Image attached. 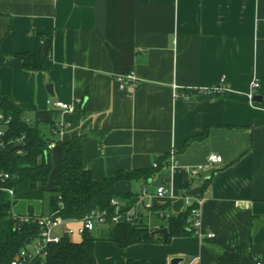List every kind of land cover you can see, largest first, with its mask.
Here are the masks:
<instances>
[{"label": "crops", "instance_id": "1", "mask_svg": "<svg viewBox=\"0 0 264 264\" xmlns=\"http://www.w3.org/2000/svg\"><path fill=\"white\" fill-rule=\"evenodd\" d=\"M39 36L51 40L50 72L26 71L17 57L34 52ZM131 72L140 80L134 90L119 82ZM0 87L56 144L49 190L60 170L58 143L75 137L83 138V165L96 182L175 155L177 166L148 184L115 186L121 195L152 194L138 215L155 232L210 179L195 196L203 200L199 236L120 249L107 240V226L97 227V264H219L218 251L264 264V0H0ZM52 124L64 128L54 134ZM213 153L223 163L207 167ZM166 182L170 193L158 197ZM26 203L13 213L32 205L37 216L49 215ZM81 227L80 220L66 225L82 240Z\"/></svg>", "mask_w": 264, "mask_h": 264}, {"label": "trees", "instance_id": "2", "mask_svg": "<svg viewBox=\"0 0 264 264\" xmlns=\"http://www.w3.org/2000/svg\"><path fill=\"white\" fill-rule=\"evenodd\" d=\"M45 36H39L34 52L17 55L23 62L24 70L30 72H50L53 69L51 47L48 55L42 52ZM0 111L12 117V122L6 131L7 142H12L0 152V172L7 173L10 179L0 182V264H11L27 243L37 238L40 229L35 223L22 225L13 216V207L20 201L40 203L42 212L54 214L66 221L81 220L93 211H106L109 216L115 214L112 201L127 199L128 203L121 206L122 212L131 210L138 202L140 194H118L115 186L122 181L143 182L148 184L166 165L170 154H163L154 160L146 169L132 172L120 171L102 182H96L92 173L83 165V138L75 137L67 143H58L61 149L60 170L56 178V190H49V180L53 171L51 151L48 149L54 143L42 131L39 122H31L11 96L0 87ZM52 133L58 128L51 126ZM205 137V135L203 136ZM22 140V143H18ZM189 142L186 144L188 145ZM22 144V147L18 145ZM21 152V153H19ZM210 179L203 181L202 192L209 186ZM5 189L14 191V202L11 201ZM196 205L188 207L178 216H168L165 227L169 237L165 241L145 223L143 216L138 215L133 222L125 219L119 223L109 221L107 240L120 249L137 244H151L163 241L168 244L173 238H183L195 235V229L190 225L192 211ZM168 205L162 208L165 212ZM29 216H35L34 207L29 205ZM99 239L86 232L82 240L75 243L70 236H65L60 243L49 247L45 264H97L95 244ZM219 264H241L239 258L227 251L216 253ZM127 264H151L143 260H130Z\"/></svg>", "mask_w": 264, "mask_h": 264}, {"label": "built area", "instance_id": "3", "mask_svg": "<svg viewBox=\"0 0 264 264\" xmlns=\"http://www.w3.org/2000/svg\"><path fill=\"white\" fill-rule=\"evenodd\" d=\"M119 82L121 83L123 88L129 90L137 89L140 85V80L132 72L126 73L121 76ZM259 87L260 83L258 81H255L253 83V89H258ZM52 105L61 112L74 113L77 111L74 104L54 102L52 103ZM11 122L12 117L0 111V152L5 150L12 143L5 140L6 131ZM57 128L61 130L64 127L63 125H58ZM18 143H22V140H18ZM55 147L56 144L51 143L48 149L51 151ZM167 163L168 165L165 166V170H171L177 166V161L174 154L170 155ZM222 163V156L213 153L208 157L207 167ZM153 167L157 168L158 164L156 162H153ZM202 168L203 167L199 168L198 170L200 171L202 170ZM198 170L193 171V177L199 178ZM9 179V174L0 172V182L4 183ZM5 191L9 194L11 201L14 202V191L11 189H5ZM169 193L170 187L168 182L164 183V185H161L156 189V195L158 197L163 198ZM151 196L152 194L148 190H143L136 205L126 213L122 212V207L118 203V201H112V205L116 209L113 216H109L106 211H93L80 220L82 222V227L77 231V233L82 236L86 232H93L99 226H107L109 221H111L112 223H119L121 220L125 219L127 222H133L139 213H141L145 209L150 208V205L146 203V200ZM187 202L188 207H192L193 205L197 206L192 211V217L189 223L195 229V235L199 236L201 229V208L203 205V200L199 197H194L187 198ZM13 216L22 225L35 223L40 229V234L37 238L27 243L26 247L19 252L16 258L11 262V264H45L49 247L54 244L60 243L63 237H71L76 233L74 229L66 228V225L69 221L62 219L61 217H56L54 216V214L48 216H29L27 214L17 215L13 213ZM59 230H62V233L58 234L57 231ZM212 236L213 235H211L210 237Z\"/></svg>", "mask_w": 264, "mask_h": 264}, {"label": "water", "instance_id": "4", "mask_svg": "<svg viewBox=\"0 0 264 264\" xmlns=\"http://www.w3.org/2000/svg\"><path fill=\"white\" fill-rule=\"evenodd\" d=\"M50 47H51V40L50 39H45L44 41V44H43V49H42V52L43 54L46 56L48 55L49 53V50H50ZM49 91H52V86L49 85L48 87ZM254 101L256 102H261L262 101V98L260 96H256L253 98ZM18 147H22V144L18 145ZM202 194V189L201 188H196L190 192L187 193V196L189 197H195V196H198V195H201ZM59 211L58 208H56L54 211H53V214H56L57 212ZM157 234L163 236L164 240L166 241L169 237V232H168V229L167 228H163V229H159L158 231H156ZM183 261L181 259H173L171 261L170 264H180L182 263ZM36 264H39V263H36Z\"/></svg>", "mask_w": 264, "mask_h": 264}, {"label": "rangeland", "instance_id": "5", "mask_svg": "<svg viewBox=\"0 0 264 264\" xmlns=\"http://www.w3.org/2000/svg\"><path fill=\"white\" fill-rule=\"evenodd\" d=\"M27 203L26 202H24V201H20L17 205H16V207H14L15 208V211H17V212H19V213H23L24 211H25V205H26ZM154 220V221H153ZM153 222H155V219L153 218ZM99 229H106V226H99L98 227V230ZM95 235H96V233H95ZM71 240L73 241V242H75V243H78V242H80V240H81V237L80 236H72V238H71Z\"/></svg>", "mask_w": 264, "mask_h": 264}]
</instances>
